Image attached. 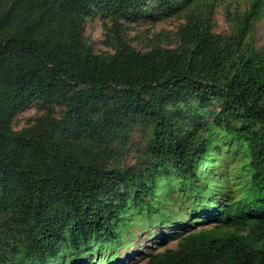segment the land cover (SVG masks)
<instances>
[{
	"label": "trees",
	"instance_id": "obj_1",
	"mask_svg": "<svg viewBox=\"0 0 264 264\" xmlns=\"http://www.w3.org/2000/svg\"><path fill=\"white\" fill-rule=\"evenodd\" d=\"M217 1L0 0V264H48L62 251L81 262L132 210L171 221L157 185L180 188L193 221L221 203L209 227L130 264H264V43L254 41L264 0L226 11L227 33L212 30ZM100 7L150 21L185 9L180 47L141 51L119 39L113 54L97 53L84 35ZM54 97L68 101L62 118L12 129L21 108ZM214 122L248 152L236 197L201 170ZM141 124L152 130L135 162L112 163Z\"/></svg>",
	"mask_w": 264,
	"mask_h": 264
},
{
	"label": "rangeland",
	"instance_id": "obj_2",
	"mask_svg": "<svg viewBox=\"0 0 264 264\" xmlns=\"http://www.w3.org/2000/svg\"><path fill=\"white\" fill-rule=\"evenodd\" d=\"M251 1L218 0L211 13L212 30L229 32L231 25L226 11H242L250 5ZM186 15L187 11L182 9L167 17L150 21L147 17L125 18L105 7H100L95 15L87 17L84 36L95 52L106 55L115 52L120 43L119 39L141 51L153 46L179 48V32L186 22ZM254 41L257 46L264 43V17L259 19L255 25ZM68 92L67 94L71 93ZM205 104L208 108L219 109L216 100H209ZM68 108V101L62 100L61 97L37 98L21 108L11 119L10 125L17 131L34 126L40 119L62 118ZM151 130L152 128L146 124L135 126L125 149L116 152L112 163H118L119 166L133 164L139 151L146 146ZM212 139L214 146L210 149L211 165L203 166L201 170L206 171L205 176L221 186L222 196L223 191H228V196L236 197L242 192L249 179L250 168L246 166L249 160L248 152L242 143H239L235 137L227 135L216 122L213 123ZM209 172L212 173L211 176ZM157 187L161 189L160 194L164 198V202H158V207L164 205V209L171 210V221L165 223L156 221L157 215L147 214L150 211H147L146 207L141 211L132 210L131 214H127L129 218L127 225L117 226L119 228L118 237L113 242L110 238L100 235L97 245L92 250L83 253L81 262H76L71 258L72 252L62 251L58 260L52 259L48 264H130L144 261L148 253L163 248L162 240L166 241V246L174 247L181 231L187 228L209 227L212 224L211 216L220 205L221 198L217 199L216 208L210 211L199 209V216L193 221L196 217L191 214V211L196 208V204L183 203L177 198L182 192L180 188H170V195L168 191H163L160 185ZM185 216L186 219L179 222Z\"/></svg>",
	"mask_w": 264,
	"mask_h": 264
}]
</instances>
